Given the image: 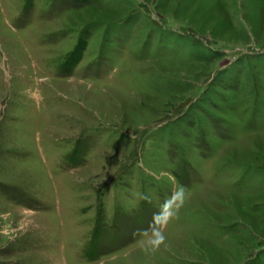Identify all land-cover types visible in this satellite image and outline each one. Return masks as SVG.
<instances>
[{
  "label": "rangeland",
  "instance_id": "1",
  "mask_svg": "<svg viewBox=\"0 0 264 264\" xmlns=\"http://www.w3.org/2000/svg\"><path fill=\"white\" fill-rule=\"evenodd\" d=\"M0 264H264V0H0Z\"/></svg>",
  "mask_w": 264,
  "mask_h": 264
},
{
  "label": "trees",
  "instance_id": "2",
  "mask_svg": "<svg viewBox=\"0 0 264 264\" xmlns=\"http://www.w3.org/2000/svg\"><path fill=\"white\" fill-rule=\"evenodd\" d=\"M83 48H84L83 46L78 45L74 53L71 55V57H69V59L66 62V64L68 63L67 65L69 67L73 68L75 65H77V63L81 59Z\"/></svg>",
  "mask_w": 264,
  "mask_h": 264
}]
</instances>
